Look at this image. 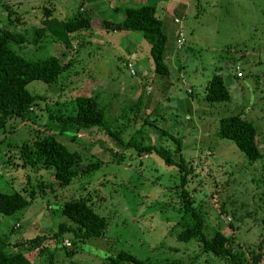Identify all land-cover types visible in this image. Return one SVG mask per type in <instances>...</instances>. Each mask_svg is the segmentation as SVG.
Returning a JSON list of instances; mask_svg holds the SVG:
<instances>
[{
    "label": "rangeland",
    "instance_id": "obj_1",
    "mask_svg": "<svg viewBox=\"0 0 264 264\" xmlns=\"http://www.w3.org/2000/svg\"><path fill=\"white\" fill-rule=\"evenodd\" d=\"M137 1L0 0V28L23 32L30 42L33 30L42 26L45 10L52 7V16L61 20L86 8L95 28L71 39L70 48L60 41L51 45L49 33L38 45L10 43L21 56H58L62 64L69 61L70 66L54 84L30 82L27 90L42 96L32 105V119H8L0 130V191L19 192L29 200L26 208L13 215L0 213V244H6L7 253L22 250L32 264H109L108 259L119 251L152 264H231L203 251L196 239L178 240V232L189 221L184 212L188 201L202 217L207 238L220 230L247 258L253 250L264 264V56L259 63L255 53L264 47V0H190L186 6H177L175 15L182 18L185 43L179 53L172 46L177 43L173 31L168 32V46L174 55L179 53L175 60L165 58L168 77L154 72L149 45L140 33L129 35L101 27V19L119 21L122 6H138L145 0ZM159 3L166 8L169 1ZM172 15L167 20L178 30ZM240 53L247 59L241 69V85L228 84L230 101L205 105L200 85L214 73L227 78ZM192 88L197 98L189 118L182 100H190L187 90ZM142 91L137 111L134 103ZM149 92L157 96L148 97ZM79 95L96 96L106 107L113 130L125 141L139 129L146 144L173 149L174 143L161 132L179 137L181 155L190 169L184 187L188 196L181 195L183 172L164 165L154 153L139 156L96 127L60 133L59 123L51 117L58 110L65 114L74 111V98ZM241 113L256 128L263 156L256 161L215 134L219 118ZM47 134L56 135L70 151L78 152L83 164L94 160L100 168L59 187L53 169L31 165L26 155L32 142ZM77 199H84L107 219L103 239L83 237L74 244L71 231H59L64 220L62 205ZM53 234H57L56 240L51 238ZM33 238L41 243L28 244ZM64 239L71 247L62 245Z\"/></svg>",
    "mask_w": 264,
    "mask_h": 264
},
{
    "label": "trees",
    "instance_id": "obj_2",
    "mask_svg": "<svg viewBox=\"0 0 264 264\" xmlns=\"http://www.w3.org/2000/svg\"><path fill=\"white\" fill-rule=\"evenodd\" d=\"M53 9L54 7L45 10L42 26L33 30L31 42L23 32L0 28V130L4 128L8 119H32V105L42 99V96L37 93L32 94L27 90L26 86L30 82L39 80L48 85L54 84L70 66L69 61L62 64L58 56H48L42 59H29L21 56L11 48L10 43L20 46L30 42L38 45V42L49 33L52 40L60 41L70 48L71 39H76L78 34L94 28L91 25V16L86 13V8L75 12L72 17L65 20L52 16ZM120 9L123 17L119 21L101 19L103 30L140 33L149 45V54L154 62V72L162 77H168L170 68L165 58L170 53V48L168 52V38L163 31L162 19L156 14V6L154 4L128 5L122 6ZM118 10L119 7L114 9L115 12ZM143 94L142 91L137 102L134 103L138 106L137 111H139V103L142 102ZM202 98L208 104L230 101L229 89L220 74H213L207 80ZM73 107L74 111L71 113L65 114L58 110V113L51 117V120L59 123L60 133L71 132L72 129L77 133L96 127L111 136L125 149L136 151L139 156L154 153L163 160L164 165L174 166L183 172L179 184L180 188L183 187L181 195L188 196L184 187L190 169L181 155L182 140L179 137L162 130L161 134L169 137L174 143L173 149L155 143L146 144L139 129L125 141L119 131L113 130V121L109 120L106 107L100 104V100L96 96H76ZM215 134L220 138L232 141L250 161H256L263 157L258 147L255 126L240 114L219 118ZM26 155L31 165L40 164L44 168L53 169L59 187L68 186L75 177L87 175L100 168V163L94 160L83 164L80 154L70 151L54 134H47L35 139ZM119 159H121L120 155H118ZM28 205L29 200L19 192L4 193L0 191L1 214L10 216ZM184 209L186 215L189 216V221L183 219L186 222L177 234L180 242L196 239L201 243L203 251L231 264H261L260 254L251 250L250 258H247L246 252L235 247L234 240L220 230H216L210 239L207 238L203 232V219L197 209L188 201ZM61 214L64 220L59 224V231H71L74 236V244L77 243L75 240L83 237L103 239L108 227L107 219L97 214L84 199L64 202ZM71 224L74 226L72 227ZM51 238L56 240L57 234H53ZM27 243L36 246L41 242L38 241V238H33ZM5 245L0 244V264H32L22 254V250L7 253ZM72 251L74 252V250ZM66 253L69 254V251ZM108 262L109 264H152L148 260L139 259L126 251H119L110 257Z\"/></svg>",
    "mask_w": 264,
    "mask_h": 264
},
{
    "label": "crops",
    "instance_id": "obj_3",
    "mask_svg": "<svg viewBox=\"0 0 264 264\" xmlns=\"http://www.w3.org/2000/svg\"><path fill=\"white\" fill-rule=\"evenodd\" d=\"M131 1H133V3H137V2H139V1H137V0H131ZM149 2V1H151V2H153V3H147V4H154L155 6H156V13H157V15H158V17L159 18H161L162 19V21H163V27L164 28H166V35H167V38H168V32L170 31V30H172L173 31V36H175L176 37V42H177V38H178V36H177V32H179V29L177 30V27H173V29H172V24L170 23V22H168V18H170L171 17V14L172 13H174V15H172V17L173 16H175V13L178 11L176 8H177V6H183V5H188L189 3H190V0H168L169 1V4H168V6L166 7V8H163V6H160V3H159V0H145V1H143L142 3L143 4H146V2ZM172 3H174V4H172ZM141 5V4H140ZM137 6V5H136ZM171 10H173V11H171ZM56 16L57 17H59V15H57L56 14ZM173 21V20H172ZM173 23H174V21H173ZM174 24H176V23H174ZM176 25H179V24H176ZM181 25H182V22H181ZM182 27V30H183V25L181 26ZM178 28H179V26H178ZM125 33H127V34H129L130 35V32H125ZM51 42V45H54V44H56V43H58L57 41H55V40H51L50 41ZM176 45V43H173L172 44V46L173 45ZM50 45V46H51ZM168 45V44H167ZM184 46V45H183ZM169 48H170V53H168L167 55H166V59H171V60H175L176 58H177V54H179L180 52L182 53V49H183V47L180 49V51H179V53L177 52V54L176 55H174V52H173V50H172V47L171 46H168V52H169ZM255 53H257L258 55H259V58H258V60H257V62H259V63H262L261 62V59H262V57L264 56V47H260V48H258V50H256L255 51ZM239 57H240V59L238 60V61H233L232 62V64H234V63H236V64H240L241 65V69H243V65L246 63V61H247V59H246V54H242V53H240L239 54ZM129 63H131V61L129 62ZM180 65V64H179ZM242 72V71H241ZM214 74H216V73H214ZM219 74V73H218ZM221 75V74H220ZM222 76V75H221ZM243 76H244V74H243V72H242V76L241 77H239V78H237V76H236V74H235V72L232 70V69H230L229 70V73H228V77L227 78H224L223 76V79H224V81H225V83H226V86H227V88H228V84L229 85H231L230 87H235V86H240L241 84H239V80H241V79H243ZM205 79V78H204ZM205 81L207 82V79H205ZM242 81V80H241ZM184 83H186V82H184ZM243 86H245V83H244V85ZM193 87V86H192ZM185 89H187V88H185ZM192 90L194 91V92H192ZM192 90L190 91V90H187L188 91V95L190 96V100L189 101H187V100H182V101H184L185 102V112H186V115L189 117V118H191V104H193V99L194 98H197L196 97V91H195V88H192ZM200 90H201V94H202V97H203V90H205V84L204 85H200ZM156 96H157V93H156ZM156 96H154L153 94H152V92H149V95H148V97H151V98H155ZM231 96V95H230ZM171 98L173 99L174 98V96L173 95H171ZM179 99V98H178ZM180 101V100H179ZM207 103V102H206ZM205 105H209V104H205ZM205 107H207V106H205ZM204 109H206V108H204ZM204 109H203V111H204ZM209 110V109H208ZM207 111V110H206ZM197 112H198V110H197ZM204 114H206V113H204ZM242 114V113H241ZM242 116H243V114H242ZM244 117V116H243Z\"/></svg>",
    "mask_w": 264,
    "mask_h": 264
},
{
    "label": "built area",
    "instance_id": "obj_4",
    "mask_svg": "<svg viewBox=\"0 0 264 264\" xmlns=\"http://www.w3.org/2000/svg\"><path fill=\"white\" fill-rule=\"evenodd\" d=\"M173 21H174V23L179 24V32H178L176 48L180 49L183 46L184 42H185L184 33H183V30H182V27H181L182 26L181 25L182 18L175 15V16H173ZM126 66L130 69V73L132 75H135V71L132 69V64L128 63ZM236 75L239 76V77L242 76V73H241V70H240L239 66H236ZM16 226H18V224H16ZM62 245L65 246V247H71V243H70V241L68 239H64Z\"/></svg>",
    "mask_w": 264,
    "mask_h": 264
},
{
    "label": "clouds",
    "instance_id": "obj_5",
    "mask_svg": "<svg viewBox=\"0 0 264 264\" xmlns=\"http://www.w3.org/2000/svg\"><path fill=\"white\" fill-rule=\"evenodd\" d=\"M184 43H185V42H184ZM182 47H183V46H182ZM182 47H181V48H182ZM181 48H180V49H181ZM236 66H239V68H240V70H241V65H240V64H235V65H234V72H235V74H236ZM241 73H242V72H241ZM236 76H237V75H236ZM237 77H239V76H237ZM240 77H241V76H240Z\"/></svg>",
    "mask_w": 264,
    "mask_h": 264
}]
</instances>
